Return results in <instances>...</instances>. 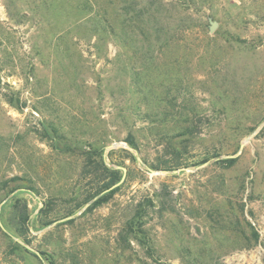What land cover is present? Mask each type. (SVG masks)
<instances>
[{
  "label": "rangeland",
  "instance_id": "rangeland-1",
  "mask_svg": "<svg viewBox=\"0 0 264 264\" xmlns=\"http://www.w3.org/2000/svg\"><path fill=\"white\" fill-rule=\"evenodd\" d=\"M0 264H264V0H0Z\"/></svg>",
  "mask_w": 264,
  "mask_h": 264
},
{
  "label": "trees",
  "instance_id": "trees-1",
  "mask_svg": "<svg viewBox=\"0 0 264 264\" xmlns=\"http://www.w3.org/2000/svg\"><path fill=\"white\" fill-rule=\"evenodd\" d=\"M134 147V146H133ZM222 162L223 163H225L227 166H229V165H232L234 162H235V159H232V158H229V159H225V160H222ZM152 169L153 170H158L159 169V167L158 166H153L152 167ZM166 169H168V168H166ZM115 173L113 174V177H111V179L107 182V183H105L104 185H103V187H102V191H100V192H98L96 195H98L99 193H104V194H102V196H101V198H99L98 200H100V201H102V200H104V196L105 195H109V194H111L112 192H114L117 188H118V186H116V187H114L113 189H111V190H109L110 188H112L114 185H116V184H118L119 183V178H118V175H117V171H114ZM95 195V196H96ZM87 200H90V197H89V199H87ZM97 200V201H98ZM28 214L27 213H25L23 216H21V223L22 224H24V223H26V222H28V216H27ZM47 224V223H46ZM45 224V225H46Z\"/></svg>",
  "mask_w": 264,
  "mask_h": 264
},
{
  "label": "water",
  "instance_id": "water-1",
  "mask_svg": "<svg viewBox=\"0 0 264 264\" xmlns=\"http://www.w3.org/2000/svg\"><path fill=\"white\" fill-rule=\"evenodd\" d=\"M215 28H216V24H215V23H211L210 31H213ZM114 146H115V145L111 146V148H113ZM243 146H244V143L241 145L240 148L242 149ZM118 168H119V169H122L124 173L126 172V169H125V168H120V167H118ZM164 172H166V173H172V172H167V171H164ZM175 172H177V171H173V173H175ZM123 177H124V176H123ZM120 183H121V182H119L118 184L114 185V186H113L112 188H110L109 190H111V189H113L114 187L118 186ZM28 249L31 250V251H33V252H35V253L39 256V253L36 252L35 250H33L32 248H28Z\"/></svg>",
  "mask_w": 264,
  "mask_h": 264
}]
</instances>
